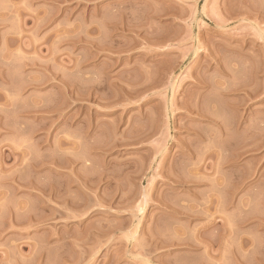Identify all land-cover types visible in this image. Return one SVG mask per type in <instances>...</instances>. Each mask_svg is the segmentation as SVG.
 I'll use <instances>...</instances> for the list:
<instances>
[{
    "label": "rangeland",
    "instance_id": "obj_1",
    "mask_svg": "<svg viewBox=\"0 0 264 264\" xmlns=\"http://www.w3.org/2000/svg\"><path fill=\"white\" fill-rule=\"evenodd\" d=\"M0 264H264V0H0Z\"/></svg>",
    "mask_w": 264,
    "mask_h": 264
}]
</instances>
